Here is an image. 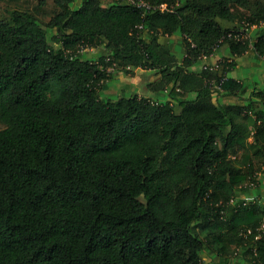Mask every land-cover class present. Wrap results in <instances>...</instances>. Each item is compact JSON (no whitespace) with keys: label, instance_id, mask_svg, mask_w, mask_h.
I'll use <instances>...</instances> for the list:
<instances>
[{"label":"trees","instance_id":"1","mask_svg":"<svg viewBox=\"0 0 264 264\" xmlns=\"http://www.w3.org/2000/svg\"><path fill=\"white\" fill-rule=\"evenodd\" d=\"M52 1L44 25L0 17V264H204L244 241L216 264H264V201L237 197L264 165V89L244 96L228 58L193 68L249 50L225 34L263 25L264 0ZM177 33L181 57L162 39ZM137 67L153 96L100 97Z\"/></svg>","mask_w":264,"mask_h":264},{"label":"rangeland","instance_id":"2","mask_svg":"<svg viewBox=\"0 0 264 264\" xmlns=\"http://www.w3.org/2000/svg\"><path fill=\"white\" fill-rule=\"evenodd\" d=\"M102 4H107L111 0H100ZM76 5V3H75ZM23 9L33 13L41 24H45L49 21L51 16L58 11V7L55 6L52 0H0V17H8L10 11L12 9ZM242 24V23H241ZM246 27V33L250 35V30H256V28H261L259 25H250V26H242ZM239 30V29H238ZM179 34V33H177ZM253 41V39L251 38ZM172 49H174L175 54L178 57H181L184 53L181 43L173 42L171 44ZM221 46H219L220 48ZM252 49V47L250 48ZM249 49V51H250ZM97 51L96 47H90L86 49L84 52L86 53H95ZM242 54H247V52H243ZM241 55V54H240ZM246 56L241 55L239 58V67H237L232 73L240 78H244V86L246 91L244 92V96L250 95L248 88L255 87L256 89H264V73L261 70H264V60L262 57H258L254 59V62L247 65L250 59H245ZM228 62H233V60H228ZM202 63L196 62L193 68H198L196 66H200ZM201 67V66H200ZM232 68V67H230ZM112 69V68H111ZM111 69H109L111 71ZM113 78H110L103 89L100 92L101 98H111L120 95H127L131 91H136L139 95L147 96L148 92L153 96L150 90V87L147 85V82L150 81L147 78H150L149 75H155L153 70L143 69V68H132L130 71L121 70L119 68L114 69L112 71ZM261 74V75H260ZM155 77L152 80H156ZM148 80V81H147ZM146 82V83H145ZM219 85H213V88H217ZM118 88V89H117ZM253 88V89H255ZM118 91V92H117ZM129 91V92H128ZM114 93V95H112ZM216 95V94H215ZM214 95V96H215ZM232 100V99H231ZM3 124L0 122V128ZM241 151L238 152V155ZM263 162H257L258 168L257 176L259 182L256 183L255 186L249 188L251 191L250 194L247 192H239L237 197L239 198H248L251 196L257 197L258 201H264V165ZM201 236H205V232H201ZM244 237H247L243 235ZM245 244V241L242 242V245ZM242 245L231 244L228 251L225 254H217V249L215 244L210 245V249L203 252L202 258L204 264H216L224 257L227 258L230 262H243L244 255L242 254Z\"/></svg>","mask_w":264,"mask_h":264},{"label":"crops","instance_id":"3","mask_svg":"<svg viewBox=\"0 0 264 264\" xmlns=\"http://www.w3.org/2000/svg\"><path fill=\"white\" fill-rule=\"evenodd\" d=\"M258 29L259 28H256V30L255 29L254 30H250V37L253 39V42L256 40V37H257V35L259 33ZM162 39L163 40L164 39H169L168 43H171V42L179 43L180 42V36L178 34H173V35H170V36H163ZM245 52H247V54H246L247 58H245V59H247V60L250 59L248 61L247 65L253 63L254 59L257 58V56L258 57L261 56V55L257 54V51L255 50L254 47L252 49H250V51L247 50ZM241 55H242V57L246 56L245 54H241ZM241 55H237L236 53L232 52L230 47L227 44H222L221 47L220 48L218 47L213 53H211L208 56H205V57L201 58L200 63H202V64L200 66H202L204 64H216L219 60H221L223 58H228L229 61L233 60L234 65L228 71L227 76L231 77V78H234L237 81H240V82L244 83V78H240V77H238L236 75H233V73H232L237 67H239L240 63H239L238 59L241 58ZM200 66H197V67L200 68ZM137 68H139V67H137ZM148 70H150V69H148ZM261 71H262V73H264V70H261ZM149 76H150V78H147L148 80L149 79L151 80V79H154L155 77H157L156 74L155 75H149ZM253 88H255V87H253ZM253 88L252 87L248 88L249 92H251L253 90Z\"/></svg>","mask_w":264,"mask_h":264},{"label":"built area","instance_id":"4","mask_svg":"<svg viewBox=\"0 0 264 264\" xmlns=\"http://www.w3.org/2000/svg\"><path fill=\"white\" fill-rule=\"evenodd\" d=\"M127 1H129L130 3H132V4H134L135 6H139V7H145V8H152V7H157V8H159L160 10H164V9H167V5H166V3H160V4H158V5H156V6H153L152 4H150L148 1H146V0H127ZM257 27H258V25H257ZM260 27H262L263 28V30H264V24L263 25H261ZM246 29H243V28H241V29H239V30H231V31H228L225 35L227 36V37H230V38H233V39H235V40H243V39H249L250 40V45L253 47V45H252V40H251V37H250V35L248 34V32L246 33V31H245ZM224 38V36L220 39V40H222ZM82 50H86V48L85 49H82ZM203 57H205V56H203ZM202 57V58H203ZM261 57H262V59L264 60V51H263V53L261 54ZM209 65V66H208ZM216 66V64H204V65H202L201 67L202 68H210V69H214V67ZM109 69H111V68H108V70ZM250 184L251 185H253V183L252 182H250ZM241 200H246L247 198H240ZM228 204H231V205H233L234 203H235V198H230L229 199V201L227 202ZM259 230L261 231V230H264V223H261V225L259 226ZM250 229H246V233H244V235L245 234H247V233H250ZM246 236V235H245ZM259 235H256V237H258Z\"/></svg>","mask_w":264,"mask_h":264}]
</instances>
